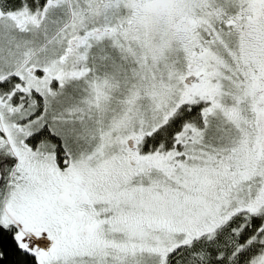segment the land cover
<instances>
[{
    "label": "snow or ice",
    "instance_id": "1",
    "mask_svg": "<svg viewBox=\"0 0 264 264\" xmlns=\"http://www.w3.org/2000/svg\"><path fill=\"white\" fill-rule=\"evenodd\" d=\"M0 264H264V0H0Z\"/></svg>",
    "mask_w": 264,
    "mask_h": 264
}]
</instances>
